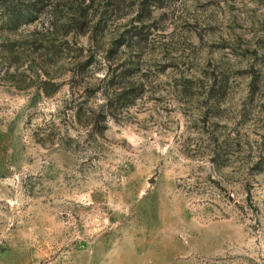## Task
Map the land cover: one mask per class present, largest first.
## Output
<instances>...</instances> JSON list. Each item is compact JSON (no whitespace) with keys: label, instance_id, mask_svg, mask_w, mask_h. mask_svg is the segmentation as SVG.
<instances>
[{"label":"rangeland","instance_id":"rangeland-1","mask_svg":"<svg viewBox=\"0 0 264 264\" xmlns=\"http://www.w3.org/2000/svg\"><path fill=\"white\" fill-rule=\"evenodd\" d=\"M144 1L97 36L70 31L82 0L45 2L52 33L50 5L0 19V264H264V0ZM147 16L150 44L121 50L137 98L97 118L106 51Z\"/></svg>","mask_w":264,"mask_h":264},{"label":"trees","instance_id":"trees-1","mask_svg":"<svg viewBox=\"0 0 264 264\" xmlns=\"http://www.w3.org/2000/svg\"><path fill=\"white\" fill-rule=\"evenodd\" d=\"M46 1L47 0H0V19H2L3 23L8 26L10 30L16 31L24 25L40 21V15L44 8H47V6L50 5L51 8L47 13L51 16L46 21H43V27L47 32L52 33L53 28L57 27L59 24L58 22L60 21L53 17L57 10H60L61 3L59 2V5H54L52 2L49 5H44ZM50 1L51 0H48V2ZM113 2L116 3L112 4L109 0L105 3L104 7L100 6L95 8V0H82L78 9H74L73 11L76 15H73V19L69 23V26L72 27L70 31L73 30V32L80 35H86L87 33H94L98 26H101L102 24L106 27L109 22H107V18L103 21L102 17L107 16L109 13L113 14L114 12L118 14L121 10V6L125 4V0H114ZM153 7L159 9L164 6L153 2V0H147L139 5L138 12H150ZM96 11L100 13H96ZM97 16L100 17V20L95 22ZM149 18L150 17L147 16L138 19L137 22L141 25H137L136 31H126L128 37L119 41V43H116V45L109 51H106L105 59L107 62V69L106 75L102 80L104 83L95 87L91 93L92 96H95L97 93L101 92L104 100L103 105L100 106V109L97 111V118L103 117L104 120H107L108 118H116L115 116L117 112L128 109L136 100L137 96L132 88L137 85L133 80L136 78L139 71L134 70L133 68L138 65V63H135V56H132V53L124 55L121 50L122 47H124V49H130L131 52H137L144 46L150 44L152 36L159 29H155L156 25L154 21L152 23H147L150 22ZM94 34L96 36L98 35L96 32ZM68 42L69 41H67V44H69ZM160 48L163 49V47ZM94 61L95 55L92 54L85 64L90 66ZM203 81H206L209 86V91L207 93L208 98H217V95H215L213 91L215 88L224 87V80L219 78V76L207 75ZM188 84L189 81H185L183 86L188 87ZM94 114H96V111ZM78 117L81 118L82 115L78 113ZM97 121L99 120L97 119ZM106 129H103L102 133H104Z\"/></svg>","mask_w":264,"mask_h":264}]
</instances>
